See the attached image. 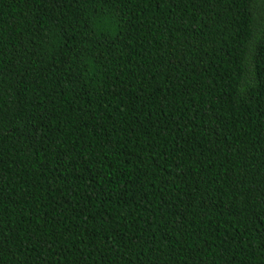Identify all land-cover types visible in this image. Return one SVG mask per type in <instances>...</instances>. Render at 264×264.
<instances>
[{"label":"trees","instance_id":"obj_1","mask_svg":"<svg viewBox=\"0 0 264 264\" xmlns=\"http://www.w3.org/2000/svg\"><path fill=\"white\" fill-rule=\"evenodd\" d=\"M0 264H264V0H0Z\"/></svg>","mask_w":264,"mask_h":264}]
</instances>
